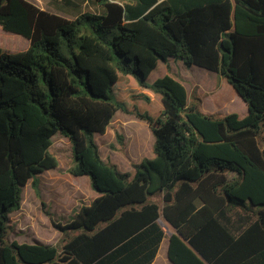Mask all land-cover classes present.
<instances>
[{"label": "trees", "instance_id": "1", "mask_svg": "<svg viewBox=\"0 0 264 264\" xmlns=\"http://www.w3.org/2000/svg\"><path fill=\"white\" fill-rule=\"evenodd\" d=\"M49 1L74 18L0 0V27L29 42L0 48V264H150L165 235L159 218L173 229V264H264V0ZM84 1L98 10H79ZM168 58L223 77L247 113H204L169 74L148 83ZM138 86L159 94L158 116L120 98H145ZM118 110L154 137L152 156L129 171L95 141ZM56 133L70 142L69 173L97 195L65 224L45 210L58 244L8 240L29 180L45 207L37 175L58 164Z\"/></svg>", "mask_w": 264, "mask_h": 264}, {"label": "rangeland", "instance_id": "2", "mask_svg": "<svg viewBox=\"0 0 264 264\" xmlns=\"http://www.w3.org/2000/svg\"><path fill=\"white\" fill-rule=\"evenodd\" d=\"M29 1L35 3L40 8L66 18L72 19L76 14L71 8L59 3H52L49 0ZM79 10L94 12L98 9L96 5L88 2L81 4ZM28 44L29 42L26 37L5 31L0 27V48L2 50L15 52L26 49ZM173 68L178 76H184L183 80L188 92L194 89L193 94L202 100V102L198 103L201 110L217 115L234 112L239 116H244L247 113L245 102L223 77L221 81L220 79L215 80L213 71L195 65L187 66L179 61L175 62ZM172 70L170 69L169 72L171 73ZM158 71L159 69H155L152 72L149 81L155 76L160 77L162 75ZM213 86H215V89L212 91L211 88ZM145 89V98L138 101H133L128 94H122L120 98L126 101L129 109H132L135 105L140 112L156 117L161 113L163 108L160 96L150 88ZM145 123V121L138 119L131 113L118 110L107 127L106 132L95 134V141L101 157L105 160H112L121 170L126 169V167H123V162L131 168L130 162L132 160L128 156H136L133 158H138L139 144L141 147H144L142 157H148V154L152 153L154 137L151 131L144 126L146 125ZM115 133L121 134L122 140L120 142L115 140ZM51 141L49 151L58 160V167L43 171L37 175V188L43 193L41 199L45 202V207L42 206L40 199L36 196L31 187V180H29L22 186L20 209L13 211L9 215L8 240L19 239L21 242H36L33 239L34 237H41L42 233L48 234L49 231H52L48 227L49 223H51L49 220L50 215L46 214L45 209L50 210L55 201L64 207L79 204L80 202V195L71 192L73 184L71 176L68 174L69 166L72 164L70 142L60 133L54 134ZM82 193L83 197H86L85 190L82 189Z\"/></svg>", "mask_w": 264, "mask_h": 264}, {"label": "crops", "instance_id": "3", "mask_svg": "<svg viewBox=\"0 0 264 264\" xmlns=\"http://www.w3.org/2000/svg\"><path fill=\"white\" fill-rule=\"evenodd\" d=\"M158 1H162V0H158ZM178 1L179 0H176L175 3L177 4ZM185 1H190V0H185ZM85 3H88V2L84 1L82 4H85ZM177 61L178 60H173L172 58H168L167 61H165V62L164 61H159L157 63V66L149 73V75L147 77V82L151 83L152 81H154L156 78L159 77V76H155V77H153V79H151L149 81V78H150L152 72L155 69H159L158 72L162 73L161 76H163L165 74L171 75L175 79H178L185 86V88L187 90L186 84H185V82L183 80L184 76L180 77L174 72L175 70L173 68V65ZM179 62H181V61H179ZM170 69H173L171 73L169 72ZM214 74H215L214 75L215 80H217V79H220V81L222 80L221 76L216 75L215 72H214ZM214 89H215V86H213L211 88L212 91ZM136 92L140 93V94H143V95H146L145 87L138 86L137 89H136ZM187 92H188V90H187ZM140 99H142V98H140ZM140 99H138V100H140ZM200 102H202V100H200ZM245 106H246V104H245ZM245 109L247 110V107H245ZM201 111H203V110H201ZM203 112L204 113H208V114H215V113H212V112H205V111H203ZM134 120H137V119H134ZM145 124L146 125H144V126H146V128L150 130L149 125L147 123H145ZM143 153H144V147H141V145L139 144L138 158H133V157H136V156H133V157L128 156V158L130 160L134 161V162H138V161H140L143 158L142 157ZM150 156H152V153L148 154V157H150ZM140 157H142V158H140ZM135 159H139V160H135ZM123 164H124L123 167H126V169L125 170H121L118 167L121 171H129L131 169L129 166L126 165V163L123 162ZM56 167H58V164H57ZM45 171H47V170H45ZM68 174L71 176V181H72V184H73L71 192H73L75 194H78L81 197V198H79V200H80L79 204L77 203L78 205L77 204H73L72 206L64 207L62 204L59 205V203L57 201H55L53 203V205L51 206L50 210L45 209L49 213L50 218H52L53 221H55L56 223L59 222L61 224H65V223L69 222L72 219L73 214L78 210V208L80 207L81 204H88L97 195L91 189L89 178L87 176H73L69 172H68ZM82 189L85 190L86 197H83ZM39 191H40V189H39ZM40 194H41V196L43 195L42 191H40ZM50 218H49V220H50ZM158 222L161 225L165 235L162 238V240H161V242L159 244L157 253H156L153 261L150 264H173V263H171V261L169 260V258L167 256L168 236L173 232V229L162 218H159ZM167 226H169V227H167ZM48 227H50L52 229V231H49L48 234L42 233L41 237L40 236L34 237L33 238L34 241H36V242L38 241V242L45 243V244H54V245L58 244L61 233L52 225V223H49ZM15 240H17L18 242H21L19 239H15Z\"/></svg>", "mask_w": 264, "mask_h": 264}]
</instances>
